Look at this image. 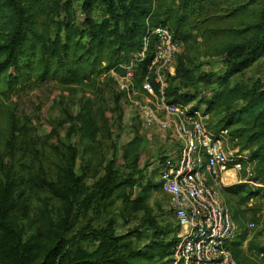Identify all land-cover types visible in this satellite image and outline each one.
<instances>
[{
  "label": "trees",
  "instance_id": "trees-1",
  "mask_svg": "<svg viewBox=\"0 0 264 264\" xmlns=\"http://www.w3.org/2000/svg\"><path fill=\"white\" fill-rule=\"evenodd\" d=\"M219 3L220 0H172L168 4L160 0H0V95H7L32 79H55L65 85L93 82L110 70L125 73L120 65H132L137 86L149 72L154 58V41L148 45L144 59L138 58L149 28L162 25L172 31L168 23L178 26L182 16H191L208 6L213 9ZM79 9L83 13L80 22ZM220 52L226 69L216 78L219 89L213 96L199 99L196 89L200 81H209V74L195 77V70L190 68L183 54H179L176 73L169 79L167 98L174 102L198 99L197 102L205 103L212 114L225 112L223 118L213 126L210 123V127L216 131L227 130L234 147L250 150L254 178L264 184V83L255 79L231 82L233 76L264 56V20L245 26L241 39L225 43ZM79 125L78 128L76 123L75 128L81 135L95 139L93 118L88 112L79 116ZM138 143V137L127 142L121 156L123 163L110 160L105 175L83 198L75 192L64 197L67 216L76 211L81 214L79 219L87 218L81 229L83 234L90 235L86 240L90 246L59 241L46 254L48 262L56 259V264H172L179 226L159 224L155 215L148 214L150 206L145 190L151 184L147 183L143 194L137 196L136 175L125 171V168H133L131 163L137 155ZM70 161L75 163V153ZM68 175L78 186L79 176L73 165L68 168ZM155 186L161 184L158 182ZM14 191L13 180H8L0 190V256L6 264H35L30 246L9 219ZM262 191L264 187L244 182L221 188L222 193L240 197L245 203ZM117 199H122L125 207L132 209L130 211L142 212L145 216L141 224L127 234H118L109 224L104 226L100 222L95 226L91 216L88 217L92 211L96 220L103 219ZM40 215L45 227L52 231L51 215L45 209ZM67 222L68 219L61 222L63 230L67 229ZM249 235L239 225V232L229 245L238 264L249 261L253 254L264 257V244L249 239ZM247 239L249 246L245 251L241 245Z\"/></svg>",
  "mask_w": 264,
  "mask_h": 264
},
{
  "label": "rangeland",
  "instance_id": "rangeland-1",
  "mask_svg": "<svg viewBox=\"0 0 264 264\" xmlns=\"http://www.w3.org/2000/svg\"><path fill=\"white\" fill-rule=\"evenodd\" d=\"M170 1L160 0L162 4ZM216 5L213 9L208 6L191 16H182L178 26L167 24L180 41V54L195 70V77L209 74V81H200L196 89L199 99L203 97L205 100L219 89L216 78L226 69L221 47L239 41L245 26L264 20V0H220ZM77 18L78 22L83 20L80 9ZM120 66L125 68V73L110 70L93 82L65 85L55 79H32L7 95H0V190L8 180L14 181L9 219L30 246L35 264H56V259L48 262L45 256L59 241L90 246L86 242L90 235L83 234L81 229L87 218L79 219L81 214L76 211L67 216L64 197L75 192L83 198L105 175L110 160L123 163L124 146L135 137L139 138V143L137 155L131 163L133 168H125V171L134 172L138 180L135 195L143 194L147 183L151 184L145 190L148 194L146 202L150 206L148 214L155 215L159 224L177 228L176 218L169 209L170 196L161 186H155L160 168L176 157L177 144L165 132L143 123L135 103L143 100L139 90L141 79L135 86L132 77L134 88L130 100L122 84L126 82L127 71L133 73L132 65ZM244 79L264 83V56L241 74L233 76L231 82ZM202 107L206 104L202 103ZM86 112L93 118L95 139L81 135L75 128L76 123L80 127L79 116ZM224 115L225 112L211 113V125ZM74 153L76 161L72 164L70 159ZM71 165L79 176L78 186L68 175ZM222 195L232 214L236 215L237 223L253 240L264 244V191L248 203L237 196ZM42 209L53 219L52 231L42 222ZM130 210L122 199H117L106 210L103 219L96 220L92 211L88 217L91 216L95 226L101 222L104 226H114L118 234H127L145 218L144 213L136 214ZM64 219L68 222L67 229L63 230L61 222ZM250 222H254L255 227L249 228ZM0 264H6L1 256ZM242 264H264V257L253 254Z\"/></svg>",
  "mask_w": 264,
  "mask_h": 264
},
{
  "label": "built area",
  "instance_id": "built-area-1",
  "mask_svg": "<svg viewBox=\"0 0 264 264\" xmlns=\"http://www.w3.org/2000/svg\"><path fill=\"white\" fill-rule=\"evenodd\" d=\"M151 41L154 58L140 83L143 100L135 103L143 123L165 132L179 147L176 157L158 173V182L170 196L169 209L179 226L172 264H238L229 245L239 232V224L221 188L240 182L254 187L264 184L254 178L250 150L232 146L227 130L210 127L207 107L197 101L167 98L169 79L176 73L181 51L173 32L162 25L149 28L140 60ZM132 77L128 70L122 84L129 98L134 88ZM255 225L250 222L248 227Z\"/></svg>",
  "mask_w": 264,
  "mask_h": 264
},
{
  "label": "crops",
  "instance_id": "crops-1",
  "mask_svg": "<svg viewBox=\"0 0 264 264\" xmlns=\"http://www.w3.org/2000/svg\"><path fill=\"white\" fill-rule=\"evenodd\" d=\"M179 150V147H178V145H177V151ZM158 181H159V179H158V177H157V182L156 183H158ZM249 224V223H248ZM251 238V235H249V239ZM249 239H247V240H245V241H243V243H242V245H241V247L243 248V250H245V251H247L248 250V241H249ZM263 256V254H261V257Z\"/></svg>",
  "mask_w": 264,
  "mask_h": 264
}]
</instances>
